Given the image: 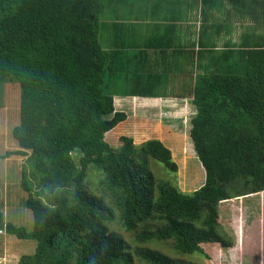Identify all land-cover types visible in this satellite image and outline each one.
Masks as SVG:
<instances>
[{
  "label": "trees",
  "instance_id": "obj_1",
  "mask_svg": "<svg viewBox=\"0 0 264 264\" xmlns=\"http://www.w3.org/2000/svg\"><path fill=\"white\" fill-rule=\"evenodd\" d=\"M122 1L0 0V99L5 84L20 88L19 150L0 159L25 157L19 187L33 217L28 230L0 211V231L35 242L17 264H191L137 242L172 241L180 256H207L203 241L230 248L218 204L264 192V48L219 53L216 68L185 80L179 97L194 107L189 136L205 172L193 192L156 177L153 161L177 167L160 140H105L127 117L114 96H164L158 74L137 91L140 57L103 44L104 10Z\"/></svg>",
  "mask_w": 264,
  "mask_h": 264
},
{
  "label": "rangeland",
  "instance_id": "obj_2",
  "mask_svg": "<svg viewBox=\"0 0 264 264\" xmlns=\"http://www.w3.org/2000/svg\"><path fill=\"white\" fill-rule=\"evenodd\" d=\"M106 38L107 36H103L102 40L106 42ZM161 85V89L166 86L165 80ZM19 89L17 84H5L2 89L0 156L8 151L19 150L18 143L12 136L13 128L19 124ZM185 102L170 101L161 108L151 107L152 105L148 108L141 107L134 103L132 108L130 106L125 110H119L116 103L115 110L124 111L127 117L106 134L105 140L114 147L121 146L122 136L131 138L136 145L151 139L160 140L171 151L177 167L175 172H170L163 164L153 161L151 165L156 177L167 181L183 193H191L204 184L205 172L189 136L190 119L195 110L189 101ZM24 159L25 157L19 155L0 159V211L5 222H12L30 230L33 224L32 212L23 205L26 196L19 187ZM218 209V222L233 239L232 248L218 249L216 243L203 241L199 245L207 256L198 253L180 256L173 252L172 241L137 243L191 264H264V192L222 201L218 204ZM112 227L114 230L118 229V226ZM119 233L128 242L133 240L132 234L122 231ZM242 243L244 244L241 247ZM131 245L134 248L137 244ZM34 249V241L21 240L5 234L4 231L0 233V264H17L22 255L32 254ZM135 264L140 263L135 261Z\"/></svg>",
  "mask_w": 264,
  "mask_h": 264
},
{
  "label": "crops",
  "instance_id": "obj_3",
  "mask_svg": "<svg viewBox=\"0 0 264 264\" xmlns=\"http://www.w3.org/2000/svg\"><path fill=\"white\" fill-rule=\"evenodd\" d=\"M101 24L106 47L123 51L129 60L140 57L144 64L139 76L132 77L140 79L138 92L156 74L166 84L156 86L164 96H114L119 110L134 103L147 108L176 100L191 103L179 97L188 86L185 80L216 68L219 53L241 55L249 48H264V0H125L107 6Z\"/></svg>",
  "mask_w": 264,
  "mask_h": 264
},
{
  "label": "built area",
  "instance_id": "obj_4",
  "mask_svg": "<svg viewBox=\"0 0 264 264\" xmlns=\"http://www.w3.org/2000/svg\"><path fill=\"white\" fill-rule=\"evenodd\" d=\"M0 233H2V231H0Z\"/></svg>",
  "mask_w": 264,
  "mask_h": 264
}]
</instances>
